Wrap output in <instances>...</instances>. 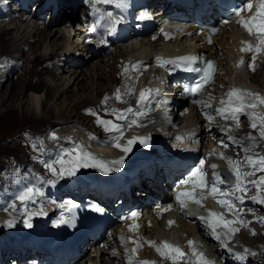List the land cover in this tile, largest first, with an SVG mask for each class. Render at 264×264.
<instances>
[{
  "label": "bare ground",
  "instance_id": "bare-ground-1",
  "mask_svg": "<svg viewBox=\"0 0 264 264\" xmlns=\"http://www.w3.org/2000/svg\"><path fill=\"white\" fill-rule=\"evenodd\" d=\"M85 1L88 3V8L83 6L81 0H80V3L78 1L77 7L79 6V4H82L83 13L80 16L79 13H77V10H78V8H77L76 15L74 17V23L72 24V30L68 29V27L71 26V24L66 23L67 19H66V16L63 15V13L60 14V15H56V13H54L52 18H51V20H50V22H48L46 25H44L42 23V21L40 20V18L43 15L44 12L35 14L34 17L37 18L35 21H38V22H35V25H33V26L31 25L30 26V25H27L25 21H20L19 22L20 24L18 23V25H20V26H21V24H22V26L24 25L23 29L20 32H19L20 27L17 24H15V27L10 28V29L5 24L4 25H0V65H2V67H0V91L2 89H4L3 88L4 87V85H3L4 82L2 81V78H1V77H3V75H1L2 73H4L5 75H6V72L9 73L8 77L6 75V77H7L6 81H9L13 77L18 79L20 77V73L22 72L21 71L22 69L19 70L22 67V66L19 67L21 65V61L18 60V59H21V58H17V59L10 58L9 54H7L8 50L14 49L15 46H16L17 49L20 48V50L25 49V47L31 48L33 50V52H35V53L37 51L38 52L34 56V58L30 61V63H31L30 65H32V67L28 71V79L24 83V87L25 88H29L33 92L41 91V90L44 89L46 98H49L52 95V90L53 89H55V88H57V90L60 89V92L58 91L59 95L57 96V98L62 97V101L60 100L61 101L60 102L61 106L59 107V110H58V114H60L59 119L65 118V117H61L62 115L63 116L65 115L67 118L70 119V120L69 119L68 120L65 119V120H59V121L53 120L52 119V112L53 111L51 109L45 108V106H44L45 102H41V104H40L41 109L40 110H42L43 112H45L48 115H51L50 116L51 117V122L49 121L51 123V125H55V126L56 125H64V126H67L66 129L64 128V126H63V128H59L58 129L59 130L58 135H55L56 139H53V137L47 138L48 135L46 136V138L43 139V129H38L36 126L45 123L46 120L43 119L42 117H40L37 114V112L34 111L33 109L31 111H25V113H27V117H26V119L24 121H22V122H24V124L26 123L25 127L24 128L23 127L16 128L17 129L16 133H14L12 136H9L8 139H7V140L14 139V140H16V143H19L20 141L23 140L26 145H29V147H28L29 149L27 151H23L22 152L24 155L28 154L27 152L36 151V149H38L37 151L42 153V154H51L52 155L54 153H57L58 150L60 149V147L62 148L68 143L67 139L70 138V136H73L74 133L78 134L79 130H81L82 128H84V129L88 128V127H86V123H87L86 119L88 118V115H90V113L87 111L89 109H91L94 113H96L95 116L98 119L111 120L114 123H117V124H120V125L131 124L132 123L131 120L130 121L126 120V119L125 120H117L116 116L113 114V110H115L116 112H119L120 114H123L126 118L135 115V113L138 110L137 108H134V106L132 105V102L130 100L131 90H135V88L137 90H139L140 87L141 88H146L144 86V84H143L144 82L142 80H145V76H146L147 70L141 69L143 67V63H140L138 65V63L136 62L137 59H135V57H138L139 55L145 54L147 49H149L150 47L154 48V54L159 53V52H161L163 50H167L170 47V44L164 43V44H167V45H165V47H163V48H159L160 47L161 36L159 34L158 35L156 34L154 36L153 33L148 35L147 37H145L144 38L145 40L143 42H141L139 45L136 43L139 46V50H138L137 53H136V49L127 50L125 48V46H126L125 44L124 45H119L118 44V40H117L116 37L114 39H110V41H107L106 44H104L101 47H98L97 49H94V48L88 46V44L84 43L85 39L88 36H89V38H92L93 41L96 44H97L96 40L97 39H101V36L99 34H96V35L90 34L89 35L88 34L89 33L88 30H84V28L87 26V24L89 22L90 15L92 14L91 13V9L89 8L90 6H97L99 9L104 10L105 14H106V19H111V16H109V13H111V15L112 14H116V13L125 15V13H127V10L125 8L126 4L130 3L131 5H136L137 1L136 0H124V6L120 7L119 6L120 0H117L116 2H114L115 4H112V5L115 6L114 9H108L106 7V5L101 6V5L104 4L103 0H85ZM79 12L81 13V11H79ZM43 17H44L43 18L44 19L43 22H44L45 21V15ZM39 20L41 21V23L39 22ZM65 25H67V26L64 27ZM76 26H78V28ZM13 29H16V31H15L16 35L15 36H14V33L12 32ZM243 29H245V28L243 27ZM164 30H166V27L163 29V31ZM239 31H240V29H238V23L237 22L233 23L232 25H227V26H225L223 28V33L219 34L215 38V44L214 45H212L211 47H207V46H205L203 44H201V45L198 44L199 49L201 47L202 51L206 50V51H208L210 53V55L212 57H217L218 58V63H217L218 66H217L216 72H218V69L220 68V65L221 66L225 65L226 68H228V71H229L228 73L231 76H235V73H237V72H239V74H245V76H247V77L249 76V78L251 79L252 83L253 82L254 83H258V86L261 89H263L264 88V73L263 72H260V74L257 75L256 73H254V70L251 69V67L249 65H243L242 68H240V70L238 69V66L241 65L240 62L242 60V59L239 58L238 53H237V50L241 49V46L239 45L238 42H239L240 39L243 38V36L240 34ZM51 32H53V34H51ZM165 35H168L167 32L165 33ZM178 37H179L178 35H175L174 41L178 40L179 39ZM194 40L197 43L200 40V36H195ZM246 41H247V39H246ZM171 42L174 43L173 41H171ZM185 42L189 43L188 39H186ZM256 46H259V43L256 44ZM63 47H66L67 49L69 47L70 51H72V49H73V52L71 54L72 55V60L74 59V61L76 63L79 60H81L84 56H85V58L87 56L93 57V56H97L98 55L97 51L98 52H102L100 54V56L101 55L102 56L99 59V61L103 60V63L101 64L99 62L98 63L97 62H92L91 66L87 68V69H89L88 70L89 71L88 72V74H89L88 77L89 78L91 77V80H93V86L95 85V87H94V95H95V97L98 98V100H95V102L91 101L88 98L89 94H87V92H85L90 87H92V84H91V86L87 84V81H86L87 78L83 77L86 74L85 71L87 69H83V70L81 69L80 72L77 74V70L78 69H75V68L78 67V64L77 65L76 64H71L69 69H68L69 66H63L61 68V72H56V67H57L58 62L56 64L53 63V62L56 61V59L59 60L58 59L59 56L64 55L63 54L64 52L69 51V50H65L64 49L61 52L60 50L63 49ZM108 48H109V54H108V56H106V54L104 52H106L108 50ZM111 48H113V49L110 50ZM212 48H214V52L213 53L211 51ZM223 48H225V51H223L224 50ZM42 50H47L48 53H46V52L44 53ZM39 51H41V52H39ZM76 52H78V54L80 55L79 59L73 55V53H76ZM260 52L263 53L264 51H261V50L257 51L256 57L259 55ZM178 53H180L179 50H174V51H171V52L169 51V52L164 53V54L165 55H171V54H178ZM43 54H47V55H43ZM128 55H131L133 57L132 58L129 57V59H128ZM148 55L151 57L150 53H148ZM21 56H23V52H21ZM253 56L255 57V54L251 53L252 60H253ZM143 57L149 58V57H146V56H143ZM54 58H56V59H54ZM109 58H110V60H109ZM235 59H237L238 61H235ZM258 59H260V57ZM85 61L86 60H83L82 63H84ZM128 63H130V66L128 65ZM127 65H128V67H127ZM232 66L234 67V69H232ZM94 67L96 69H94ZM106 68H108L107 69L108 71H105ZM126 68H127V71H125ZM67 69H68V73H71V75H74V79L72 81V84H75V82L78 81V83L80 84L78 86V88H79V91H81L79 93L78 99L74 103H72V105L69 104L70 101H68V96L66 95V92L68 93L69 90L72 89L71 86L70 85L67 86V87L64 86L65 88H62V83L65 81V79H64L65 78V74H66L65 71ZM97 71H99V72H97ZM122 71H123L122 75H125L126 73H128L127 77H126L127 85L125 87L127 93H124V94L121 95V93H123V92L120 91L119 92L120 99H117L116 98L117 91L115 93V90H117V83L120 80L119 75L122 73ZM17 72H18V75L16 76L15 74ZM124 72H125V74H124ZM253 73H254V75H253ZM62 74H64V75H62ZM239 74H238V76H239ZM43 75L48 76L49 80L51 79V81L53 82L52 86L50 85L51 82L48 83V80ZM238 76H236V79H237ZM135 77H137V81H135ZM103 78H105V79H103ZM240 79L241 78H239V80ZM102 80H104V82H101ZM18 82L15 83V81L14 82L12 81L9 84V86L6 85V88H5L6 91L5 90L4 91L8 93L9 98L13 97V93L14 92L11 89L9 91L8 88H16V85H17ZM240 86H241L240 90H244L245 92H248V93L259 94L260 97L264 98V95L261 94L262 93L261 90H259L257 93H255L254 90L253 91H249L247 88L243 87L242 85H240ZM69 88H71V89H69ZM72 93L75 94L74 91ZM34 94H36V93H34ZM216 98H217V100L213 99V101H216L215 103H211L210 98H209V100L207 99L208 101H205V103L206 104H210L211 106H214V109H216V108L219 109L220 107H222L221 101H218V99H221V97L217 96ZM1 99H3V98L1 97L0 100ZM105 99H106V103H105ZM226 99L227 98H224V100H226ZM249 99H252V98L249 97ZM34 100L36 101V102L35 101L34 102L37 103V98H34ZM140 101L141 100H139V102ZM113 103H117L116 107H113V106H115V104H113ZM181 103H184V100H181ZM0 104H5V100H1ZM23 104H27V100L22 102L21 106H24ZM129 108H131L133 110L132 113L127 112V109H129ZM207 109H209V107H207ZM218 109H216V110H218ZM142 112H143V115L145 117H147V118H156L158 116L157 112H153V115L151 113H149V112H146L145 110H142ZM249 112L250 113L254 112L255 117L262 116V115H264V105H259L254 110H251V109L248 110L247 114H245V113L238 114V118H241V116L244 115L246 119L247 118L250 119V122H248L247 124L249 126H251V124L253 122V116L251 115L252 117L249 118L248 117ZM196 113H198V114H196L197 115L196 117L197 118L199 117L198 120H197L198 122H200V120L202 122L204 120L203 117L205 115H207L205 112L203 113V111L196 112ZM188 115H189V113H187V118H188ZM207 116H209V115H207ZM219 116H220V118H222L221 114H219ZM73 117L76 119V120L74 119L75 121H71V118H73ZM1 118H3V116ZM93 118L94 117L89 116L90 120H93ZM178 118H184V117L181 116V115H177L175 117V120H177ZM94 119H96V118H94ZM68 122L74 123L75 125H78L81 128H79L78 126L75 127L73 124H70ZM256 122L258 123V127L256 129H253L252 127H250L251 130H249L247 132V134H246V136H247L246 138L251 140L250 147L248 145L249 149L252 150L251 152H255L256 150L261 149V146H264V138H261L260 137V133H259V126H260L259 120H256ZM11 124H13V123H11ZM240 124H239V126H237V124L234 125L230 129V133H233V131H235L236 128L239 129L240 128ZM140 125H141V128L137 127V122H136L135 124H132L131 127H127V126L123 127V129H122L123 135L119 136L115 132L106 131L104 126L100 124L99 133H101V131L105 132L107 135L115 133L117 135V138L120 139V144L122 146H125V144L122 143V142H127L128 143V141L131 140L133 137L138 138L131 146V149L133 148V152H134L135 147H137L139 144L142 145L141 139H143L145 136H148V135H144L145 129L142 128V121L141 120H140ZM8 126H9V124H8ZM211 128L212 127L210 126V129ZM210 129H209V126L208 127H204V128H201V126L197 127L196 130H195L196 134L187 137L188 140H189V138L193 139V140L192 141L190 140L189 143H186V140H184L182 142L183 145L186 146V156H188L189 159L194 160V157L197 154L199 156V151L200 150L198 148H199V146H201V143H200V145H194V143H192L194 140H196L198 138H200V141H203V139H205V138L207 139L208 137H212L213 136L212 137V140H213V138H215L217 136L218 138L216 137L215 140L216 141L220 140L218 142H222L223 141L224 144L228 145L227 146L228 149L231 148V147H229V144L235 142V137L234 136H233V138L231 136L232 141H230L231 139L224 132H221L219 128L218 129L217 128H213L211 131H210ZM53 131H54V129H53ZM53 131H51V132L53 133ZM56 133H57V130H56ZM236 133H238V132L236 131ZM64 134H66V135H64ZM206 134H209V135H206ZM250 137H252V138H250ZM185 139H186V137H185ZM5 140H6V138H5ZM81 140H82V142L83 141L85 143L87 142V145H88V146H86V148H88L87 150L85 149V146H84L85 144L84 145L78 144V143H81ZM209 140L211 141V138ZM46 142H51V143L57 142L59 144L56 147L54 146L55 147L54 151H48ZM105 142L109 143V140L107 139ZM237 143H238V141H237ZM74 145H76L75 147L77 149H75L76 151H74V152L72 151V153H71L72 155L81 154L82 151H86L87 152L89 150L90 152H87V153H89L92 157L101 158L100 160L95 159L96 161H103L104 162V165H105L104 169H101L97 165V166H89V168H88L89 170H98L99 169V173H110L112 171V169H114V168L117 169L119 166L120 167H129L128 165H131L130 167L131 168L133 167V165H132L133 162L132 161L134 159V156L129 161V164H128V159H130V157L132 156V155L129 154L130 151L127 154H125L123 152L122 148L116 147L115 144H113L111 146H105V147L104 146H97V145L92 144L91 141L88 139V137H83V139L78 140L77 144H74ZM147 146H148V142L147 141L146 142L143 141V147H141L142 148L141 152ZM13 147L16 148V144L12 145V148ZM148 147H155V146L154 145H149ZM52 148H53V146H52ZM7 149L8 148H6V147H0L1 152H6ZM228 149H226V147H224L222 145L220 148L218 147L216 151L220 152V150H221L222 153L225 152V154L227 156H230V160H232V161H241L240 159L237 160V157H238V154H239L238 152L233 151V153H232V151H230V153H227L225 150H228ZM237 150H239V149H237ZM247 150H248V148H247ZM259 151H261V150H259ZM214 152H215V150H214ZM68 153H70V152H68V150L63 153V155L65 156L63 158L65 160H68L70 158ZM10 154L11 153L9 152V154H5V156L9 157ZM135 155H136V157H135L136 161L134 163V166H136V167H139V166H142V165H146L147 162H145L144 159L147 160V159H150L152 157L151 153L147 154L146 156H141L140 151L138 152V154H135ZM217 155L219 156L218 152H217ZM203 156H206V155H203ZM239 156H240V154H239ZM121 157H123V163L122 164L118 165V164H114L113 163V161L119 160ZM16 158L19 159V162H23L21 164H25L26 166H34L35 165L33 162H31L29 160V158H25L24 156L22 157V154L20 156L16 155ZM82 159L84 160L83 157H82ZM36 160H38V159H36ZM201 160H204L206 162V160L203 157L199 156L198 159L194 160V163L195 162L198 163ZM207 160H208V158H207ZM228 160H229V158H226L227 166L232 168V165L228 162ZM243 161H244V159H243ZM38 162H39V160H38ZM83 162L84 161H81V163H83ZM87 162L90 165L93 163L92 160H88ZM51 163H55V162L53 161ZM209 163H211V162L207 161L206 165L209 164ZM21 164H18V165L23 166ZM55 165H57V164L55 163ZM206 165H205V167H206ZM219 166H220V164L217 165L216 170L218 169ZM57 167H58V165H57ZM80 168H82V167H80ZM144 169H146V168H144ZM206 169L208 170L207 167H206ZM242 169H240V171ZM213 171H214V169H213ZM124 173H126V171ZM121 177H122L121 175H118L116 177V179H120ZM242 179H243V176H242ZM243 181L244 180H242V182H241V187L243 188L244 186H246V188H247L249 184L244 183ZM42 182H44V181H42ZM217 182H220V180L219 181L215 180V185L217 184ZM33 183L37 184V178H35ZM74 184H76V181L74 182ZM231 186H233V187H231ZM254 187H256V186L254 185ZM50 188H52V187L49 186L48 189H50ZM227 189H230L231 191L228 192V193L225 192L224 196H226L225 194H227V196L229 195L228 197L234 198L232 200V203L236 205V207L233 209V212H234V214H236V216H238L239 213H241L243 209L249 208V209H245V212H246V210H249L250 211V215L247 216V217L246 216H242L241 220L245 219L244 221H248L247 224H246V229L245 230L247 231V229H248L250 235L254 234V235L257 236L258 235L257 232H253V230H252V229H254V228H252V225H253L252 220H253V222H257V223H262V224L264 223V220H263L264 217L259 215V214H262L259 211V209H260L259 207H261L259 202H263V204H264V189L260 188V189H258V190H260V192H257V190H256L255 191L256 193H253V192L250 193V194H252L251 196L250 195L248 196V194L246 193L247 191H237L236 190V184H234V185H224L223 190H227ZM17 191L19 192V190H17ZM43 191H46V190H43ZM4 192H6V191H4ZM48 192H52V191H48ZM22 193H23V191H22ZM41 193H44V192H41ZM16 195H17V193H16ZM57 195H59V193H57ZM238 197L242 198V199H237ZM18 199H19V197H18ZM43 199H44V195H42L41 197L40 196L38 197V200L40 201V203L39 202L37 203L38 207H41V209L47 208V207H50V208L53 207L52 203L46 202ZM9 201H10V193L8 192V195H7V198H6V203H9ZM71 203L72 202L69 201V200H65L64 202H62L59 205L60 206V208L58 209L59 213L55 212L54 215H53L52 220H55L58 217V215H60V212H61V214L65 215L67 213L66 209L71 205ZM22 204H24V203H22ZM263 204H261V205H263ZM22 206H24V205H22ZM203 206L206 208L205 204H203ZM5 207H6V205H5ZM27 208H29V210H27V211H25L23 213L22 221L19 222V223H15L13 225V228H11V230L20 229L22 227L28 228L27 224H29V223L31 224L33 222V220H35L36 218H38V216H40L38 214V211H34V210H36L35 208H31V207H27ZM243 212H244V210H243ZM183 214H184V212H183ZM248 214H249V212H248ZM257 215H259L261 217L257 218ZM226 218L227 217L225 216L224 219H226ZM40 220H41V218H40ZM162 221L163 222H161V223L159 221H157V224L155 223V225H154L153 224L154 221L152 219L148 220L146 215L142 216L141 217V228H142L141 231L143 232V234L146 237V239H145L144 236L141 235L139 230H135V237L134 238L137 239V240H135V246H136V244H139V246L144 247L145 250H148V253L151 252L149 248L152 247V246H155L154 248L156 249V251L160 252V253H157V255L159 254L160 257H166V259H168V261H170L169 260L170 259L169 256L161 255V251L157 250L158 248H160L162 251H165V252L167 251V249H164L163 243H162V242H165L167 240V237H168L167 234L165 236L163 234H160L157 237L155 236V232L156 231H161L162 228L165 229L163 227V223L167 224V222L165 221V218L162 219ZM189 221H190L189 218L186 217L185 214H184L183 218L180 219V222L179 223H174V225L179 226L180 229L182 227V230H184V229L186 230L187 237L184 239V241L187 238H189V240L193 242V241H195V240H193V236H192V232L194 231V228L189 223ZM249 221H251V222L249 223ZM1 223L7 224L8 221L6 223L4 221H1ZM244 224H245V222H244ZM168 225H171V224H168ZM262 227L258 229L259 235H260V232L262 233L261 235H263V233H264V230H261V229H263ZM244 228H245V225H244ZM24 231L25 230H23V232ZM255 231H256V228H255ZM15 234H17V233H15ZM173 235L175 236V234H173ZM115 236H116L115 240L117 242L116 245L118 246V251L117 250H114V251L120 252L119 255H121L123 252H124V254L121 255V258H120L121 260L117 261V260H114V259H110V258H112V256H111L112 254L109 253L108 249H106L105 251L103 250L102 253H107V257L106 258L108 259V261L110 259V261H109L110 264H126V263L128 264L130 258L138 260L139 258L136 257L137 250L135 249V247H132V249H135V252L132 251V253L128 254L126 249L125 250L122 249V245L124 243V240H122L121 237H117V234H115ZM201 237L204 238L203 236H201ZM263 237H264V235H263ZM263 237H256V241H254V240L253 241L254 242H257V240L261 241V239ZM239 238L241 239V235H240ZM242 238H244L243 235H242ZM24 239H26V237L22 238V240H24ZM146 240H148V241H146ZM149 241H151L153 243L150 244V243H148ZM193 244H194V242H193ZM193 244H191V246ZM218 245L220 246V244H218ZM259 245H260V242H259ZM248 246H250V245H248ZM251 246H253V245H251ZM256 247H257L258 252H259V254L261 256V258H260L261 262L264 263V245H262V246L260 245V246H256ZM247 248H249V247H247ZM102 253L100 252V256L101 257H105L106 254L103 255ZM128 256L130 258H127ZM126 258H127V260H126ZM256 258H259V257H256ZM243 260L246 261V258H243ZM253 260L254 261H251L248 264H259V261H257V259L254 258ZM143 263H141V264H143ZM226 264H230V263H226ZM235 264H242V261H238Z\"/></svg>",
  "mask_w": 264,
  "mask_h": 264
},
{
  "label": "rangeland",
  "instance_id": "rangeland-1",
  "mask_svg": "<svg viewBox=\"0 0 264 264\" xmlns=\"http://www.w3.org/2000/svg\"><path fill=\"white\" fill-rule=\"evenodd\" d=\"M82 1V4H83V6L84 7H86V8H88V3L85 1V0H81ZM117 0H110V2H103L104 4L103 5H101V6H104V5H107L108 3H111V4H115L114 2H116ZM82 4H79V6L77 7L78 8V10H77V13H79V15L81 16L82 15V13H83V11H82ZM81 8V9H80ZM90 8V7H89ZM126 8V7H125ZM79 11H81V13L79 12ZM63 15H65L64 13H63ZM62 15V16H63ZM106 15V14H105ZM78 16V15H77ZM44 18V17H43ZM42 17L40 18V20L41 21H43L44 19H43ZM67 19V18H66ZM108 21H110L111 22V19H107ZM26 22V24L27 25H32V23L31 22H28L27 20L25 21ZM28 22V23H27ZM20 24V23H19ZM18 25V24H17ZM19 27H20V30H19V32L23 29V27H24V25L22 26V24H21V26L20 25H18ZM67 25H65L64 27H66ZM7 27H9V29L10 28H13V27H15V24H11V25H7ZM77 28H78V26H76ZM68 29L69 30H72V28L71 27H68ZM79 30V29H78ZM77 30V31H78ZM85 30H87V29H85ZM15 31H16V29H13V33H14V36L16 35L15 34ZM81 31V30H80ZM18 32V33H19ZM174 43H175V41H173ZM160 45H162V46H164L161 42H160ZM89 46V45H88ZM108 46V45H107ZM216 46V45H215ZM16 49V50H15ZM69 50L70 51V48L68 47V49L66 48V47H63V49H61L60 51L62 52L63 50ZM97 49V48H96ZM224 50L223 51H225V48H223ZM20 48H16V46L14 47V49H12V50H8V52H7V54H9V56H10V58H14V59H17V58H21V59H18V60H20L21 61V65L19 66V67H21L19 70H21L22 72L20 73V77L17 79V78H15V77H13L12 79H10L9 81H6V79H7V77H8V74L9 73H7L6 72V75H7V77H6V75L4 74V73H2L1 75H3V77H1L2 78V81L4 82H2L3 83V85H4V89H2L0 92V98L2 97L3 99H1V100H5V104H0V147H6V148H8L7 149V151L6 152H1V150H0V209H1V207H2V205L5 203V199H6V197H7V195H8V192L11 194V192L12 193H17V195H20V194H24V188L25 187H31V188H36V185H38V186H42V188H46V186H48V185H58L57 183H55L53 180H51V178H56V179H58V177L60 178V179H64V177H60L61 175H59V171H60V164L59 163H57V161L61 158V152L62 151H64L65 150V148L64 147H60V149L58 150V152L57 153H54V154H42V153H40V152H38L37 150L38 149H36V151H33V152H27L28 154H23L22 152L23 151H27L29 148V145H26L25 143H24V141L22 140V141H20L19 143H16V140H14V139H10V140H7L8 139V137L9 136H12L14 133H16V131H17V129L16 128H20V127H25V125H26V123L24 124V122H22V121H24L25 119H26V117H27V113H25V111H31L32 109L34 110V111H36L37 112V114L40 116V117H42L43 119H45L46 120V122L45 123H43V124H40V125H38V126H36L38 129H43V139L44 138H46V136H47V138H51V137H53V134H55V135H58V132H59V128H63V126L64 125H51V115H48V114H46L45 112H43L42 110H40L41 109V107H40V104H41V102H45V104H44V106H45V108H48V109H51L53 112H52V119L53 120H55V121H59V120H68L69 118H67L65 115L63 116H61V117H65V118H62V119H59V117H60V114H58V110H59V107L61 106V101H62V97H59V98H57V96L59 95V92H60V89L59 90H57V88H55V89H53L52 90V95L49 97V98H46L45 97V91H44V89L43 90H41V91H37V92H33L32 90H30L29 88H25L24 87V83L27 81V79H28V71H29V69L32 67V65H30L31 63H30V61L34 58V56L37 54V52L35 53V52H33V50L31 49V48H27V47H25V49H23V50H20ZM37 50V49H36ZM214 50V49H213ZM44 53L46 52V53H48L47 52V50H42ZM49 51V50H48ZM21 52H23V56H21ZM39 52H41V51H39ZM42 52V53H43ZM71 53L73 52V49H72V51H70ZM112 52V51H111ZM76 53H78V52H76ZM97 53H98V55L97 56H93V57H89V56H87L85 59H81V60H79V62L77 63L78 64V67H76L75 69H78L77 70V74L80 72V70L82 69H87L88 67H90L91 66V64H92V62H99V63H103V60H101V61H99V59L101 58V56H100V54L102 53V52H98L97 51ZM105 54H106V56H108V54H109V48H108V50L106 51V52H104ZM112 54V53H111ZM43 55H47V54H43ZM224 55V54H223ZM260 57V59H258ZM98 58V59H97ZM108 58V57H107ZM54 59H56V58H54ZM263 59V60H262ZM57 60V59H56ZM83 60H86L84 63H82L83 62ZM109 60H110V58H109ZM222 61V60H221ZM259 61V62H258ZM53 63H57V61H54ZM254 64V65H253ZM251 69H253L254 70V73H256L257 75H259L260 74V72H263L264 73V52L262 53V52H260L259 53V55L253 60V62L251 63ZM81 66V67H80ZM69 68H70V66H69ZM68 68V69H69ZM24 69V70H23ZM68 69L65 71V81L62 83V88H65V87H67V86H71V88H69V89H71V90H69V92L67 93L66 92V95L68 96V101H70L69 102V104L70 105H72V103H74L77 99H78V96H79V93L81 92V91H79V88H78V86L80 85L79 83H78V81H76L75 82V84H72V81H73V79H74V75H71V73H68ZM94 69H96L95 67H94ZM108 68H106V70L105 71H108L107 70ZM232 69H234V67L232 66ZM89 69H87L86 71H85V75L83 76L84 78H87V84L88 85H90L91 86V84H92V87H90L88 90H86L85 92H87V94H89V96H88V98L91 100V101H93V102H95V100H98V98L97 97H95V95H94V87H95V85L93 86V80H91V77L89 78L88 77V71ZM91 70V69H90ZM19 72V71H18ZM18 72L15 74L16 76L18 75ZM24 72V73H23ZM97 72H99V71H97ZM96 72V73H97ZM218 76H217V82H216V84H215V88H213L211 91H210V93L208 92V94H209V96L210 97H205V99H206V101H208L209 100V98H210V101H211V103H215L216 101H213V99H216L217 100V96H220V97H224V98H227V91L229 90H232V89H240L241 88V86L240 85H242L243 87H245V88H247L249 91H253L254 90V92L255 93H257L259 90H261V94L262 95H264V88L263 89H261L259 86H258V83H252L251 82V79L249 78V76L247 77V76H245V74H239V72H237V73H235V76H231L228 72V68H226V66L224 65V66H221L220 65V68L218 69ZM27 73V74H26ZM254 73H253V75H254ZM123 74V71H122V73L119 75V77H120V80H119V84L117 83V90H119V92L120 91H124V85H125V82H124V80H123V76L124 75H122ZM124 74H125V72H124ZM238 74H239V76H238ZM255 74V75H256ZM62 75H64V74H62ZM43 76H45V75H43ZM122 76V77H121ZM236 76H238L237 77V79H236ZM46 77V79L48 80V83H50V85L52 86L53 85V82L51 81V79L49 80V78H48V76H45ZM15 78V79H14ZM239 78H241L240 80H239ZM14 79V80H13ZM103 79H105V78H103ZM126 79V78H125ZM19 82H18V81ZM123 80V81H122ZM13 81H15V83L16 82H18L17 83V85H16V88H8V90L10 91V89L11 90H13V97L12 98H9V96H8V93L7 92H5L6 91V85L7 86H9V84L11 83V82ZM101 82H104V80H102ZM241 82V83H240ZM6 83V84H5ZM240 83V84H239ZM22 86V87H21ZM65 86V87H64ZM61 88V89H62ZM260 88V89H259ZM16 89V90H15ZM5 90V91H4ZM117 90H115V93H116V91ZM8 91V92H9ZM59 91V92H58ZM75 92V94L74 93H72V92ZM90 91V92H89ZM3 92V93H2ZM5 92V93H4ZM39 92V93H38ZM34 93H36V94H34ZM72 96H71V95ZM208 94H207V96H208ZM219 94V95H218ZM35 95V96H34ZM71 96V97H70ZM56 97V98H55ZM34 98H37V103H35L36 101L34 100ZM212 98V99H211ZM47 99V100H46ZM58 99V100H57ZM208 99V100H207ZM0 100V101H1ZM25 100H27V104H23L24 106H21V103L22 102H24ZM61 100V101H60ZM219 100H222V99H218V101ZM35 101V102H34ZM205 102V101H204ZM115 104V106H113V107H116V105H117V103H114ZM206 105H208L207 107H210L211 105L210 104H206ZM105 107V106H104ZM134 108H136L135 106H134ZM211 108H213V107H211ZM216 108V107H215ZM217 109V108H216ZM216 109H214L213 111H214V115H218L219 116V114L220 113H218V111L216 110ZM210 110V109H209ZM208 110V112H205L207 115H209V116H212L211 114H210V111ZM217 111V112H216ZM253 116V112L252 113H250L249 112V114H248V117L249 118H251L252 116ZM3 116V118H1ZM23 116V117H22ZM89 116H92V117H94V118H96V119H94L93 118V120H90L89 119ZM54 117V118H53ZM24 118V119H23ZM49 118V119H48ZM185 118H187V116L185 117ZM75 118L73 117V118H71V121H75L74 120ZM178 119H180V121L178 122V124L180 123V122H182V119L183 118H178ZM239 119V124H240V128L239 129H237V134L238 135H236V137L234 136V132L235 131H233V133L234 134H231L230 136H232V138H233V136L235 137V139L238 141V143L240 144V147L241 148H239V150H237L238 148H236V147H239V145H238V143H237V145H232V146H234V148L233 147H231V148H229L228 150H225L227 153H230V151H232L233 149L235 150V151H237L239 154H240V156H239V154H238V157H237V160L238 159H240L241 161H243V159H244V161H245V158L246 157H248V156H252L253 158H256V157H258V156H264V146H261V149H259V150H261V151H259V150H256L255 152H251L252 150L251 149H249V147H250V145H251V140L250 139H248V138H246L247 136H246V134H247V132L249 131V130H251V126H249L247 123L248 122H250V119H246L245 118V116L243 115V116H241V118H238ZM70 120V119H69ZM87 121V123H86V127H88L87 129H86V131L87 132H94V133H97L98 132V130L100 129V124L97 122L98 121V118L95 116V115H93V114H90V115H88V118L86 119ZM97 120V121H96ZM50 121V122H49ZM216 119H212L211 121L209 120V119H207V116L204 118V120H203V122L206 124V125H210L212 128L210 129V131L213 129V128H217V124H216ZM11 123H13V124H11ZM68 123H70V124H73L75 127L76 126H78V125H75L74 123H71V122H68ZM95 123V124H94ZM219 123L220 124H223V129L224 128H227V124L228 123H225V121H224V119L223 118H220V116H219ZM8 124H9V126H8ZM24 124V125H23ZM45 124V125H44ZM216 124V125H215ZM237 124V121L236 120H234V125H236ZM258 124V123H257ZM93 125V126H92ZM42 126V127H41ZM46 126V127H45ZM59 126V127H58ZM11 127V128H10ZM54 127V128H53ZM79 127V126H78ZM47 128V129H46ZM64 128L66 129L67 128V126H64ZM96 128V129H95ZM53 129H54V131H53ZM218 129V128H217ZM220 129V128H219ZM56 130H57V133H56ZM236 130V129H235ZM239 130V131H238ZM253 130V129H252ZM50 131V132H49ZM51 131H53V133L51 132ZM68 131V130H67ZM220 131L222 132V129H220ZM48 132V133H47ZM79 133H80V135L81 136H84V135H86L85 134V132L84 131H82V130H79ZM78 133V134H79ZM104 133V134H103ZM75 134H77V133H74L73 135H75ZM100 134H102V135H104V136H106L107 134L105 133V132H102L101 131V133ZM211 134V133H210ZM227 134H230V132L229 133H227ZM64 135H66V134H64ZM206 135H209V134H206ZM149 136L150 135H148V136H145L144 138H143V141L144 142H148V139H149ZM250 136V135H249ZM213 137V136H212ZM212 137H208L207 139L205 138V139H203V141H200L199 140V142H198V144H194V145H200V143H201V146H199V156L200 157H203L205 160H206V162L207 161H210L211 163H209V164H207L206 165V167L208 168V171H211V172H213L212 174H214V171H213V169H212V163H213V158L212 157H210V153H211V150L209 149V147L210 146H212V142H215V143H217V144H215L214 145V147L215 148H220L223 144L221 143V142H218V141H220V140H215L216 139V137L215 138H213V140H212ZM5 138H6V140H5ZM211 138V141L209 140ZM218 138V137H217ZM69 139V138H68ZM67 139V140H68ZM190 139V138H189ZM119 141L118 142H120V139H118ZM193 139H191V141H192ZM236 140H235V142H236ZM247 142H246V141ZM250 140V141H249ZM231 141V140H230ZM23 144H22V143ZM71 142V141H70ZM189 141H188V139H186V143H188ZM246 142V143H245ZM4 144V145H3ZM14 144H16V148H12V145H14ZM46 144H47V150L48 151H54V149H55V147H56V145L57 144H59V143H51V142H46ZM74 144H77V143H73L72 144V148L69 150V152L70 153H72V151L74 152V151H76L75 149H77L75 146L76 145H74ZM55 147H54V146ZM140 145V144H139ZM247 145H249V147L247 146ZM52 146H53V148H52ZM125 146H127L126 144H125ZM137 146V145H136ZM143 146V142H142V145H140V146H137V147H135V150H134V152H133V148L131 149V151H130V155H132L131 157H130V159H128V164H129V161L133 158V156L134 157H136V155L135 154H138V152L140 151V153H141V147ZM24 147V148H23ZM50 149H49V148ZM247 148H248V150H247ZM61 149H64V150H61ZM85 149L87 150L88 148H86V146H85ZM139 149V150H138ZM226 149H227V147H226ZM233 150V151H234ZM60 151V152H59ZM65 151H67V150H65ZM233 151H232V153H233ZM9 152L11 153L10 154V156L8 157V156H5V154H9ZM16 152V153H15ZM88 152H90L89 150H88ZM133 153V154H132ZM22 154V157L24 156L25 158H29V160L31 161V162H33L35 165L34 166H26L25 164H21V163H23V162H19V159L18 158H16V155H21ZM203 155H206V156H203ZM233 155V154H232ZM231 155V156H232ZM43 156V157H42ZM52 156V157H51ZM63 157H64V155H62ZM218 156V155H217ZM220 157H222L221 155H219ZM225 158H226V156H225V154L223 155ZM223 157V158H224ZM207 158H208V160H207ZM36 159H38L39 160V162H38V160H36ZM45 159V160H44ZM55 162L57 165H58V168H56L54 165H55V163H51V162ZM204 161V160H203ZM230 161V158H229V160H228V162ZM50 162V163H49ZM133 162V161H132ZM6 164V165H5ZM18 164H21V165H23V166H20V165H18ZM54 164V165H53ZM127 164V165H128ZM46 165H51L52 166V168H55L56 169V171L55 172H53L49 167H47ZM56 165V166H57ZM129 167L131 166V165H128ZM24 168V169H23ZM83 168V167H82ZM87 168H89V167H87ZM243 168V169H242ZM250 168V169H249ZM58 169V170H57ZM240 169H242L241 170V173L243 174V173H248L249 171L250 172H254L255 173V175H253V176H248V175H242L243 176V179L242 180H244L243 182L244 183H247L248 182V180H250V181H252V180H256L257 181V183H259V178L261 177V176H264V172H261V171H259V170H257L256 168H253V167H248V166H244V165H241V167H240ZM89 170V169H88ZM218 170V169H217ZM245 171V172H244ZM248 171V172H247ZM45 172V173H44ZM82 172H84V170H82ZM94 172H98L99 173V169L98 170H94ZM94 172H92V173H94ZM33 177V178H32ZM47 177V178H46ZM34 178H37V184H34L33 182H34ZM67 178H69V177H67ZM33 180V181H32ZM214 180H216V179H214ZM246 180V181H245ZM42 181H44V182H42ZM17 183V184H16ZM248 184V183H247ZM59 186V185H58ZM17 187V188H16ZM231 187H233V186H231ZM261 188H263L264 189V186L263 187H261ZM23 191V193H22V191ZM248 190H247V194H248V196L250 195H252V194H250V193H256L255 191L257 190V192H260V190H258V188L257 187H254V185L253 184H251V186H249L248 188H247ZM260 189V188H259ZM17 190H19V192L17 191ZM4 191H8L7 193L6 192H4ZM14 191V192H13ZM2 192V193H1ZM4 192V193H3ZM228 193V192H227ZM37 194V193H36ZM36 194H34L30 199H32V200H35V198L34 197H36L37 195ZM227 196V195H226ZM13 198V197H12ZM231 198V197H230ZM14 199H18V197H14ZM234 198H231V201L233 200ZM20 200V199H19ZM10 202V201H9ZM2 203V204H1ZM259 204L261 205V204H263V202H259ZM4 208V209H3ZM1 210H0V215L1 216H3V217H5V216H7V213L9 212V213H11V210L10 209H8V205L5 207H3ZM15 208H18V207H16V205H14V206H12V211L14 212V210H15ZM260 209H259V211H260V213H262V214H259V215H261L262 217H264V204L263 205H261V207H259ZM40 209H41V207H40ZM245 209H249V208H245ZM245 209H243L244 210V212H243V210H242V212L241 213H239V215L237 216V224H238V226H239V231L234 235V237H233V239H232V241H230L231 242V249H241V251H244V252H247L248 254H250V255H252V257L253 258H255V256L256 257H259V258H256L257 259V261H259V264H264V263H262L261 262V256H260V254H259V252H258V249H257V247L256 246H262V245H264V237H263V235H264V233H263V235H261L262 233L260 232V235H259V233H258V229L259 228H261L262 226V228L263 229H261V230H264V223L262 224V223H257V222H253V220H252V223H253V225H252V228H254V229H252L253 230V232H257V236L256 235H254V234H252V235H250V233H249V230L247 229V231L245 230L246 229V224H244V220H241L242 219V216H249L250 215V211L249 210H246V212H245ZM262 211V212H261ZM184 212V211H183ZM248 212H249V214H248ZM247 213V214H246ZM259 215H257V218L258 217H261V216H259ZM231 213L228 211L227 212V214H226V220L227 219H230L231 217ZM13 220H14V218H12ZM263 220H264V218H263ZM251 221H249V223H250ZM243 223V224H242ZM7 224H9V222L7 223ZM235 224V223H234ZM260 224V225H259ZM172 225H174V224H172ZM236 225V224H235ZM244 225H245V228H244ZM259 225V226H258ZM262 225V226H261ZM181 226V225H180ZM255 226V227H254ZM257 226V227H256ZM179 227V226H178ZM11 228H13V226L11 227ZM255 228H256V231H255ZM177 229V228H176ZM178 233H179V235H182V233H187L186 232V230L184 229V230H182V227H181V229H180V227H179V230L177 231ZM239 233V234H238ZM160 234H167V233H165L162 229H161V231H156L155 232V236L157 237V236H159ZM173 234H175V236H177L178 234L175 232H172V235ZM240 235H241V239L239 238L240 237ZM242 235H243V237L245 238H242ZM254 235V236H253ZM210 235H207V240H208V242L210 243L211 241H212V236H210ZM187 237V236H186ZM201 237V236H200ZM256 237H263L262 239H261V241L260 240H257V242H254V241H256ZM249 239V240H248ZM193 240H195L194 238H193ZM235 240V241H234ZM247 240V241H246ZM254 240V241H253ZM204 241V240H203ZM253 241V242H252ZM194 242V244L196 243V241H193ZM248 244H247V243ZM251 242V243H250ZM259 242H260V245H259ZM214 243V242H213ZM212 243V244H213ZM262 243V244H261ZM194 244L192 245V246H194ZM216 245H214V246H217L218 244H220V243H215ZM256 246H255V245ZM248 245H250V246H248ZM251 245H253V246H251ZM191 246V245H190ZM219 246V245H218ZM221 246V245H220ZM141 247V246H140ZM138 248V245L136 244V246H135V249L137 250V254H136V257L137 258H139L138 260L137 259H134V260H136L137 262H138V264L140 263H143V262H153V264H172V261H168V259H166V257H160L159 256V254L157 255V253L154 251V248H153V250H150L151 252L150 253H148V250H145V248L144 247H141V248ZM155 247V246H154ZM247 247H249V248H247ZM254 247V248H253ZM148 249V248H147ZM205 249H207V247L205 248ZM251 249V250H250ZM255 249V250H254ZM257 249V250H256ZM114 250H117L118 251V246L117 245H115V247L114 248H112L111 250H109V253H111L112 255V257H115V259L114 258H111V259H114V260H116V257H118L119 259H117V261H120L121 259V255H119L120 254V252H116V251H114ZM102 251L103 250H101L100 252L102 253ZM108 251V250H107ZM256 251V252H255ZM154 252H155V254H154ZM257 253V254H256ZM103 255H105V254H107V253H102ZM119 255V256H118ZM149 255V256H148ZM127 258H130L129 256L127 257ZM127 258H126V260H127ZM133 259V258H132ZM146 259V260H145ZM107 261V262H106ZM109 261H110V259H109ZM108 261V259H105V258H102L101 259V262L99 263V264H110V262ZM113 261V260H112ZM141 261V262H140ZM254 261V260H253ZM168 262V263H167ZM249 263H250V261H248ZM130 262H128V264H129ZM82 264V263H81ZM127 264V263H126ZM144 264V263H143ZM199 264H201V262L199 263Z\"/></svg>",
  "mask_w": 264,
  "mask_h": 264
},
{
  "label": "snow or ice",
  "instance_id": "snow-or-ice-1",
  "mask_svg": "<svg viewBox=\"0 0 264 264\" xmlns=\"http://www.w3.org/2000/svg\"><path fill=\"white\" fill-rule=\"evenodd\" d=\"M103 2H110V0H103ZM120 7L124 6V0H120L119 3ZM252 8V4L249 2L247 3L245 6L243 7H238L235 10V15L237 17H240L239 19V23L249 32V33H253L255 32L256 35L259 38V46H255V51H260V50H264V0H260V5L257 8V12L256 15L253 17H249L247 19H245L243 16H241V13L243 11L247 10H251ZM109 16H111V13H109ZM122 19V17H121ZM114 24H118L120 23V20H114L113 21ZM211 42V41H209ZM243 44L246 45V47L242 48L241 51H253L254 50V46L247 41H242ZM181 59H192L191 57H182ZM255 59V57L253 56V60ZM169 63H172V61H169ZM240 63H243V60H241ZM252 65L250 64V67ZM0 67H2V65H0ZM213 70V65L211 62H207V69L204 72V77H203V81L204 83H207L208 80L211 77V73ZM125 71H127V68L125 69ZM202 87V84L200 82H197L196 85L190 89V91L192 92H198L200 90V88ZM146 91L148 90H143L140 93V100L143 101L145 99H147L146 96ZM227 99L221 100V104L222 105H226V107H223L221 109H218L217 111L221 114L224 115L225 119L231 118L233 120L237 121V126H239V119H238V114L240 113H248V110H254L256 109L259 105H264V98L260 97L259 94H254V93H248L245 92L244 90H240V89H232L230 90L227 94ZM249 97H251L252 99H249ZM116 98L120 99V94H119V90H117L116 93ZM105 103H106V99H105ZM90 114L96 115V113H94L91 109L87 110ZM132 109L129 108L127 109V112L132 113ZM113 114L116 116L117 120H125L127 119L123 114H120L119 112H116L115 110H113ZM137 115H139L140 113H136ZM207 119H209L210 121L213 119L212 116H207ZM256 120H259V133H260V137L264 138V115L259 116V117H255L254 112H253V122L251 124V127L253 129H256L258 127V124L256 122ZM99 124L103 125L106 131L109 132H115L117 133L119 136L123 135V127L127 126V127H131L132 124H135L136 121L133 120L131 124L128 125H120L117 123H114L111 120H103V119H98L97 121ZM252 138V137H250ZM53 139H56L55 134H53ZM138 138L133 137L131 140L128 141L127 146H122L119 142H117L115 144L116 147L118 148H122L123 152L125 154H127L129 151H131V146L132 144L137 140ZM254 139V138H253ZM141 142H143V139H141ZM223 144L224 147H227V144H224V142H221ZM68 155L70 156V158L68 160H65L63 157H61L57 163L60 164V171H59V175L61 176H72L75 175L76 170L80 167H89V166H99L101 169H104L105 165L103 161H96L94 157H92L89 153H83V158H84V162L81 163V159L82 156L81 154H76V155H72L71 153H68ZM222 158L223 155L221 154ZM88 160H92L93 163L90 165L87 161ZM114 164H122L123 163V157H121L119 160L113 161ZM205 163V161L201 160L200 161V165L202 166ZM229 163L232 165V171L235 173L236 176V190L237 191H246L247 188L246 186H244L243 188L241 187V182H242V175H248V176H253L255 175L254 172H248V173H241L240 171V167L241 165L244 166H248V167H253L256 168L257 170L264 172V156H258L256 158H253L252 156H248L245 158V161H232L230 160ZM47 167H49L53 172L56 171L55 168H52L51 165H46ZM216 166L213 165V168H215ZM118 170V169H117ZM214 176L216 178V180H220V176L216 173H214ZM191 182L192 185V191H184L178 194L177 196V200L180 201L181 206H184V199L182 198H186L187 200H190L198 205L201 204L202 200L204 199V197L201 195L199 198H197V196L194 194L195 190L197 188H205L207 187L206 184V174L203 172L202 167H197L195 168L191 173L190 176L188 178V180L184 181V184H189ZM223 182V181H221ZM248 183L255 185L258 189L261 188V186H264V176H261L259 178V183H257V181L252 180L249 181ZM38 191V190H36ZM218 189L216 188L215 185L212 186L211 188V192L213 194L217 193ZM34 194H36V192L33 190V188H27L26 191L24 192V194H22L21 196H19V199L21 201H25L27 199H30ZM227 195V194H225ZM237 199H242V198H237ZM218 203H220L221 205L225 206L228 211H233V209L236 207L235 204H233L230 200L224 199V200H218ZM40 215H43V211H41L39 213ZM137 214L136 213H132V216L135 217ZM209 217L211 218L210 220V227L213 229V232H215V229L217 227H223L225 229L228 230L227 234L230 233H235L236 231H238L239 229L237 228H232L230 227V225L236 223V221L233 220H226L223 218V214L220 213H216L213 212L211 210H209ZM201 219H204L206 223H209V219L206 217H201ZM170 224L172 222H169ZM28 227H31V224H27ZM134 226H130V230L131 228ZM217 238L219 239V235H217ZM148 243H153L151 241H149ZM163 243V247L164 249H167L168 251H162L160 248H158V251H161V255H166L169 256L173 261H176L177 259H183L185 257V253L178 247V246H174L169 244L167 241L162 242ZM189 245L193 244L192 241L188 242ZM133 252H135V249H132ZM195 252V249L193 250ZM198 259L200 260L201 264H210V262L206 261L204 259L203 253H196ZM144 264H153V262H144Z\"/></svg>",
  "mask_w": 264,
  "mask_h": 264
}]
</instances>
